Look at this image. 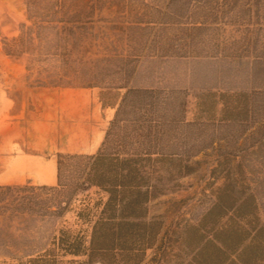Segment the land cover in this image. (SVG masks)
I'll use <instances>...</instances> for the list:
<instances>
[{"label":"trees","instance_id":"1","mask_svg":"<svg viewBox=\"0 0 264 264\" xmlns=\"http://www.w3.org/2000/svg\"><path fill=\"white\" fill-rule=\"evenodd\" d=\"M243 10L249 21L264 22V0H168L160 20L173 23L184 48L197 45L201 32L205 42L207 32L218 30L214 22H228L235 11L241 19ZM261 31L250 28L246 36ZM258 41L248 38L246 49H255ZM254 59L264 72V56ZM130 61L116 58L121 69ZM180 99L178 90L129 88L99 150L58 153L56 186L0 185V217L61 218L78 192L96 188L104 195L96 212L77 213L89 226L88 236L60 230L56 240L64 257L76 258L70 264H264L257 198L264 175L254 171L264 167V124L250 132L251 123L264 115V91L202 93L194 122L185 121L186 100ZM208 151L213 154L210 178L222 181L212 206L197 224L165 229L161 217L150 216V203L180 189L202 163L194 159L210 157ZM53 253L29 262L55 264Z\"/></svg>","mask_w":264,"mask_h":264},{"label":"rangeland","instance_id":"2","mask_svg":"<svg viewBox=\"0 0 264 264\" xmlns=\"http://www.w3.org/2000/svg\"><path fill=\"white\" fill-rule=\"evenodd\" d=\"M167 2L0 0V83L14 86L15 95L20 93L17 85L47 92L48 101L43 105L31 102L32 135L39 121L42 127L53 126L55 136L67 146L85 136L96 121L106 133L129 88L178 90L180 101L186 100V122L196 120L202 93L264 91V72L262 67L258 70L254 59L264 56V31L246 36L250 28H264V22L249 21L244 10L237 19L235 11L228 22H214L218 30L207 32L205 42L201 32L197 45L182 48L173 23L160 20ZM28 27L33 28L30 31ZM248 38L259 40L255 49L252 45L246 49ZM166 42L175 49L167 48ZM120 57L131 59L125 69L117 65ZM221 108L219 104L215 108L217 117ZM262 124L264 115L251 123L250 132L258 131ZM208 153L210 157L201 154L194 159L202 163L195 174L181 181L180 189L150 203V216L161 217L165 229L197 224L212 206L213 191L222 181L212 182L213 154ZM31 169L9 171L0 182L22 183L28 177L38 183L55 181L49 166L32 162ZM254 171L264 175V167ZM257 198L264 223V179ZM103 200L104 195L91 188L78 192L61 218L0 217V264H42L29 261L48 250H54L55 264H70L76 258L64 257L57 249L60 230L87 237L89 226L77 213L86 210L94 214L95 204ZM152 254L148 251V258Z\"/></svg>","mask_w":264,"mask_h":264},{"label":"crops","instance_id":"3","mask_svg":"<svg viewBox=\"0 0 264 264\" xmlns=\"http://www.w3.org/2000/svg\"><path fill=\"white\" fill-rule=\"evenodd\" d=\"M12 85L0 83V178L7 177L12 170L29 171L32 162L50 167V175L55 174V181L47 180L35 182L30 177L24 182H0V185H56L57 183V157L58 153L66 154H95L105 138L104 126L101 122H94L85 136L70 146L62 144L55 136L53 126L42 127V122H37L32 135L31 102L38 106L46 103L47 92L41 88L17 90L19 94L12 93ZM53 109V106H52ZM43 129V130H42ZM33 136V138H32ZM75 143V144H74ZM75 145V146H74ZM33 146V147H32Z\"/></svg>","mask_w":264,"mask_h":264}]
</instances>
